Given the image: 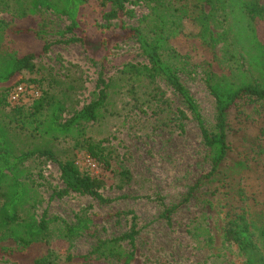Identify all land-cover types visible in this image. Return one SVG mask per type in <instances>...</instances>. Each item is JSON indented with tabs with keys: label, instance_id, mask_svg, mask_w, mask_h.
<instances>
[{
	"label": "rangeland",
	"instance_id": "1",
	"mask_svg": "<svg viewBox=\"0 0 264 264\" xmlns=\"http://www.w3.org/2000/svg\"><path fill=\"white\" fill-rule=\"evenodd\" d=\"M132 2L127 6L129 14L124 16L122 23L127 27H138L148 15L150 2ZM259 3L263 5L264 0ZM93 8L91 5L86 10L85 30L90 40L96 42L101 38L97 23L104 26L107 23L100 20ZM211 11L209 6L205 7V13L210 17L208 28L216 39L210 47L204 46L195 36L199 28L190 19L183 20V33L170 41L183 56L179 60L178 76L197 104L208 130L214 129L215 100L205 84L207 73L213 70L235 83L256 81L258 77L256 71L248 69L247 58L240 53L244 43L235 45L231 39L232 30L242 29L246 24L235 22L233 18L221 22V17L214 18ZM0 21L30 27L42 34L36 39H16L7 37L0 30L1 57L5 52L22 54L38 51L42 44L50 45L48 52L35 60L36 68L32 72H23L25 79L39 83L43 95L58 99L67 97L79 109L91 100L99 77L112 80L109 104L97 122L85 125L84 137H63L47 142L48 139H29L25 134L13 135L17 149L42 145L52 149L59 160H73L81 172L90 169L92 176L105 180L102 194L112 201L102 204L91 197L73 193L52 198L53 191L63 187L58 179V166L52 163L51 169H45V158H32L23 164L26 169L23 179L33 185L36 197L20 215L34 214L37 218L45 215L58 234L63 224L75 223L77 216H88L93 223L86 232L74 237L71 244L55 237L47 248L36 246L25 254L21 253L25 249L8 232L0 231V247L15 252L11 261L29 264L33 255L40 251L53 253L54 264H69L65 260L67 253L75 257L87 256L93 260L92 264H121L109 258V247L130 251L128 240L122 239L131 231L132 215H126L130 212L137 216L135 230L139 231L135 236L133 264H246L250 257L253 264H259L258 259H264V101L241 102L229 118L231 157L233 160L245 159L248 165L237 174L243 199L235 197L233 189L204 184L195 190L188 202H182L196 180L210 170L207 151L197 123L167 85L160 82L169 104L156 111L141 104V97L151 88L146 80L134 81V95L127 90L131 83L121 76V70L128 63L138 64L144 60L133 39L114 40L107 51L93 52L92 49L86 51L79 43L65 42L70 34L59 33L70 21L49 11L14 19L9 10L0 7ZM118 24L112 21L106 33ZM256 28L258 38L262 39L264 21L258 22ZM103 55L106 60L102 69L99 60ZM238 66L241 70H237ZM12 105L16 104H9L4 93L0 94V120L14 117ZM177 110L185 113L186 118L182 121L173 114ZM31 111L30 105L23 109L25 114ZM41 112L36 118H46L49 110ZM88 140L112 151L108 170L85 164L87 155L83 147ZM124 169L130 172L133 181L119 189L118 171ZM226 190L227 195L224 194ZM173 206L178 207L169 218L163 217V210ZM242 207L251 223L253 245L248 253L242 251L239 244L225 239V224L230 213L234 214ZM112 240L118 241L109 246L107 243ZM78 263L83 264L77 261L71 264Z\"/></svg>",
	"mask_w": 264,
	"mask_h": 264
},
{
	"label": "trees",
	"instance_id": "2",
	"mask_svg": "<svg viewBox=\"0 0 264 264\" xmlns=\"http://www.w3.org/2000/svg\"><path fill=\"white\" fill-rule=\"evenodd\" d=\"M132 1L134 0H0V7L9 10L14 19L38 16L44 11H49L57 17H66L70 24L59 34H70V38L65 42L79 43L86 51L89 49L93 52L99 49L107 51L114 40L133 39L144 60L138 64L128 63L121 70V76L125 77L126 82L131 83L127 90L134 95V81L146 80L151 88L141 97V104L155 108L153 111H156L169 104L168 99L164 97L160 82L167 85L179 97L197 123L202 143L207 151L210 170L196 180L182 202H188L195 190L204 184H217L218 187L233 189L234 196L242 200L243 189L237 174L248 165L245 159L233 160L231 157L232 145L228 142L229 118L239 109L241 102L264 101V35L259 39L256 28L258 22L264 21V4L261 5L259 0H148L150 2L148 15L143 17L138 27H127L123 25L122 19L129 14L127 6L133 4ZM91 5H94L93 9L98 13L100 20L107 23L105 26L97 23L98 28L101 29V38L96 42L90 40L85 30L86 10ZM206 6L210 7L214 18L221 17V22L223 20L226 23V19L233 18L235 22L242 21L246 24L242 29L232 30L231 39L235 45L244 43L240 53L247 58L248 69L258 73L256 81L244 80L238 83L218 75L213 70L207 73L205 84L215 100L213 130L205 127L197 104L181 82L177 72L180 57L183 56L170 44L171 40L183 33L184 19H190L199 28L198 35L195 36L204 46L210 47L216 42L214 33L208 28L210 17L205 13ZM112 21H117L119 24L106 33ZM0 30L4 31L7 37L16 39L26 37L36 39L42 36L30 27H17L13 22L0 21ZM49 47V44H42L38 51L22 54L5 52L4 57H1L2 53H0V94L4 93L9 104V94L17 85L33 87L39 91L38 98L29 99L27 103L12 105L11 114L14 117H9L7 121L0 120V231L8 232L11 238L25 249L21 252L24 254L36 246L47 248L55 237L71 244L74 237L86 232L93 223L88 216H77L75 223L63 224L58 234L51 228V223L45 215L40 218L34 214L22 217L21 212L29 207L36 197L33 185H29L23 179L26 172L23 164L27 161L34 157H43L45 169H51L52 163L58 166V179L63 187L53 191L52 198L73 193L91 197L102 204L112 201L102 194L105 180L102 177L92 176L90 169L81 172L73 160H59L52 149L42 145L32 144L31 148L24 149L15 147L13 135L16 133L25 134L29 139H48L47 142L63 137H84L85 125L97 122L109 104L112 80L105 81L99 77L91 100L77 109L71 99L45 96L41 93L37 81L25 79L23 72H32L36 68L35 60L46 54ZM211 58L214 59L213 53ZM90 59L95 60L93 57ZM105 60L106 55L99 60L102 69L105 67ZM237 70H241L239 66ZM26 105H30L32 109L29 114L23 113ZM46 109L49 110L46 118H36L37 114L40 115L41 111ZM173 114L180 117V121L186 118L185 113L180 110ZM83 148L84 154L101 167L102 171L110 168L111 150H105L89 140L85 142ZM118 176L119 189L133 181L127 169L118 171ZM226 192L228 193V190L224 192L225 195ZM158 202H161L160 198ZM177 207L165 208L162 216L168 219ZM128 214L132 215V227L122 239L128 240L130 251H117L116 247H109V258L121 264H133L136 255L134 242L139 232L135 230L137 216L132 212L126 215ZM230 214L225 224V239L239 244L240 249L248 253L253 245L250 238L251 223L245 217L243 207L238 212ZM62 223L66 222L62 221ZM117 241L112 240L107 244L110 246ZM14 255L13 250L0 247V264L10 262L19 264L15 260L11 261ZM53 257L54 254L51 252L44 254L39 251L33 255L29 264H54ZM65 260L69 264L76 261L83 264L93 262L87 256L75 257L70 253L66 254ZM258 262L264 264V259L259 258ZM253 263L251 257L246 260V264Z\"/></svg>",
	"mask_w": 264,
	"mask_h": 264
},
{
	"label": "built area",
	"instance_id": "3",
	"mask_svg": "<svg viewBox=\"0 0 264 264\" xmlns=\"http://www.w3.org/2000/svg\"><path fill=\"white\" fill-rule=\"evenodd\" d=\"M39 97V92L36 88L25 85H17L10 94L9 100L12 104L19 105L27 99H35ZM85 164L90 168H95L96 163L87 155L84 157Z\"/></svg>",
	"mask_w": 264,
	"mask_h": 264
}]
</instances>
